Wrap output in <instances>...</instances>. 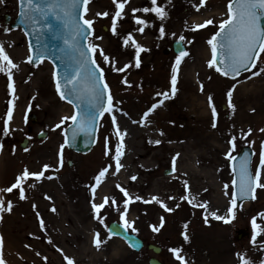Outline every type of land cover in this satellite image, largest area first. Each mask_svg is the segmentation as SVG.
I'll return each mask as SVG.
<instances>
[{"label":"rangeland","instance_id":"obj_1","mask_svg":"<svg viewBox=\"0 0 264 264\" xmlns=\"http://www.w3.org/2000/svg\"><path fill=\"white\" fill-rule=\"evenodd\" d=\"M227 3L228 0H204L202 5L201 0H158V5L166 7L167 17L161 20L154 13H135L151 21L141 33L137 30L139 26L135 24L133 9L151 7L150 0H128L122 18H118L119 35H115L111 31V17L115 13L113 0H91L86 18L94 20V35L89 37V41L99 44L115 61L116 68H122L130 61L132 63L124 72H117L111 65L103 63L99 54L96 56L105 68V79L114 102H120L116 105L117 122L122 132L127 130L121 158L124 167L118 174L112 175L115 172L112 156L119 140L108 113L99 121L96 144L91 151L82 155L65 146L61 166L60 145L64 143L65 128L71 120L65 121L60 128H55V125L62 117L70 116L73 108L58 96L50 63L43 61L32 65L27 61L25 37L20 28L10 26L17 14V1L0 2V36H9L8 40L0 39V43L18 66L12 70L14 94H10L8 88L7 72L0 73V144L3 145L0 150V188L11 187L25 167L30 172H39L44 170L43 165H51L40 180L29 177L23 182L26 199L19 198L18 188L11 193H0L4 197L5 208L8 200L13 202L11 212L0 213V236L3 237L0 251L6 264H9L10 254L15 264H68L65 255L73 264H148L149 257L155 256L150 250L144 247L138 253L133 252L120 238L109 237L106 228L94 218L90 186L95 183L93 177L99 170L109 164L112 168L97 189V203L102 202L105 195L115 196L122 210L123 194L115 187L117 183L133 197L139 195L143 200L150 198L155 183L164 184L160 200L173 211L152 202L134 200L126 216L137 229L133 232L129 228L130 232L146 243L161 247V253L155 257L163 264H180L170 251L173 247H182L181 254L188 264H240L237 253L244 255L250 264H260L264 260V248H260V244L264 243V233L257 237L255 246L251 241V218L256 216L257 223L264 226V217L258 215L264 212V189L258 188L256 199L234 208L232 214L228 213L233 186L232 169L225 153L230 147L228 141L231 136L237 137L233 155L242 146H249L254 153L252 172L255 173L259 166V152L264 142V132L260 131L264 129V74L251 76L250 72H244L235 79H228L208 67L211 46L207 40L218 29L221 20L226 18ZM105 11L110 15H96ZM6 15L8 21H5ZM208 19L214 23L195 29L196 24ZM161 24L166 33L163 38L159 34ZM129 32L145 48L140 55L139 68L135 67V49L131 42L127 47L123 44V38ZM181 35L185 37L182 42L187 55L182 58L178 68L177 91L173 96L171 75L178 54L173 51L172 42L179 40ZM261 57L257 68L252 71L264 67V53H261ZM125 77L129 84L122 83ZM234 84L233 110L228 107L226 93ZM158 92H168L170 98L165 99L142 126L139 121L143 113L152 104L164 99L156 95ZM209 95L213 97L218 112L216 128L212 127ZM9 101H12L11 105ZM10 106L13 110L18 108L19 124L12 128L9 126V134L4 135L3 121ZM124 112L128 115H124ZM30 114L36 117L34 123L29 119ZM194 122L203 140L212 146L210 151L202 152V158L195 156L196 148L188 153L195 158L192 170L202 173L200 183L194 177L188 178L190 173L186 168L189 164L181 149L180 127L176 126L180 123L195 127ZM249 127L253 129L251 134L242 136L241 133L247 132ZM40 131L46 132L42 138L37 137ZM23 138L28 139L25 148L20 146ZM155 140L161 143H150ZM106 150H110L109 155H105ZM177 153L176 170L165 175L164 171L173 167V157ZM133 175L137 177L134 181L130 179ZM49 176L52 178H47ZM185 180L188 181V189H185ZM217 180L222 187V195L215 197L216 194L210 189L200 190L201 182L208 186V182ZM225 184L228 185L227 189ZM193 192L196 193L193 197L197 204L206 201L208 209H224L221 216L229 218V222L209 215L208 223H205L204 209L180 199L186 194L192 197ZM226 192L229 194L226 195ZM53 207L55 212L51 210ZM37 211L44 219L46 229L39 227ZM101 215L105 217L106 224L111 221L122 223L119 213L112 206L106 205ZM161 217L164 218L163 226L159 232H154L150 225L159 227ZM185 223L188 224V241L182 235ZM97 231L104 241L99 248L93 243ZM11 245L13 250L8 248Z\"/></svg>","mask_w":264,"mask_h":264},{"label":"snow or ice","instance_id":"obj_2","mask_svg":"<svg viewBox=\"0 0 264 264\" xmlns=\"http://www.w3.org/2000/svg\"><path fill=\"white\" fill-rule=\"evenodd\" d=\"M3 2V0H0ZM115 4V13L111 17V31L115 35H119L117 31L118 18H122L123 9L128 0H113ZM91 0H19V15L22 18V22L32 25V34L36 36L37 41H39L40 36L47 31L52 34L53 39L62 40L64 47L61 51L65 52L68 60L64 66V73L61 76L57 71H53V79L55 81L56 92L59 94L60 99L67 100V102L72 105L73 112L70 116H64L61 118L60 122L55 125V128H60L61 124L65 121L71 120L72 124L69 126L72 131V138L75 139L77 134L84 133L86 135L93 134L97 130L98 121L106 114L111 115L112 125L115 130V135L118 137L119 143L116 145L115 155L112 159L115 161V172L112 175H116L124 167L121 163V158L124 155V137L127 135V130L123 132L117 122L116 116V105L120 102H114V97L112 95L110 86L105 79V68L102 67L101 63L98 62L96 56L99 54L102 57L103 63L112 66L114 71L124 72L126 69L132 66L131 61L125 64L122 68L115 67V61L105 53L104 49L95 43L89 41V37L94 35V20L87 19L86 15L89 11L88 5ZM151 7H143L133 9L134 21L138 25V31L143 33L145 28L151 24V21L142 18L141 16L135 15L137 12L143 13H154L156 17L161 20L165 19L168 15L166 7L164 5H158V0H150ZM204 0H201V5ZM97 16H109L110 13L105 11L103 13H97ZM53 21H58L59 23H53ZM214 21L208 19L203 23L196 24L195 29L204 28L207 25H212ZM5 31H11V29H5ZM160 38L165 36V27L163 24L159 27ZM175 35V34H173ZM96 39H102V37H96ZM185 37L181 35L179 41H184ZM85 41L88 43L85 45ZM178 41V42H179ZM131 46L135 49V67L139 68L141 66L140 55L141 52L145 51L144 46L139 44L133 34L129 32L123 38V44L125 47ZM191 43V41H189ZM208 45L211 46V59L207 61L209 68H214L215 71L225 77H238L241 72H250L251 76H258L264 74V67H260L258 71H252L257 68L258 60H260L261 53H264V0H228L226 18L221 20L219 23L218 30L214 32L213 35L207 40ZM29 55L27 61L34 63L35 61L43 62L45 57L49 54V49L47 45H43L41 48L34 49L31 44H29ZM187 55L185 51H181L179 55L175 58V63L172 67L171 75V93L174 96L177 91V73L178 68L181 64L182 58ZM18 66L13 62L9 53L5 50V46L0 43V73L7 72L8 76V88L10 94L15 93V88L13 84V73L12 70L16 69ZM251 76L249 78H251ZM122 83L129 84L127 77L122 80ZM236 85L234 84L231 89L226 93L228 107L235 109L233 104V91ZM203 90V86H201ZM157 96H162L164 99L159 100L149 107L144 113L139 121L143 126L149 115L160 105L164 103L165 99L170 98L168 92H158ZM34 99V98H33ZM208 103L211 108L212 115V127H217L218 112L217 108L213 102V97L209 95ZM12 104V101H9ZM123 112V109L120 110ZM124 115L128 113L124 112ZM7 118L3 121V134L8 135L10 132L9 121L13 118V109L10 106L7 111ZM136 123V121H133ZM253 129L249 127L247 132H242L241 135L247 137L251 134ZM264 132V129H260ZM161 130V135H163ZM237 137L235 135L231 136L228 143L230 145L228 151L225 153L226 158L229 161H235L236 156L233 152L236 150ZM68 143L66 139L63 144L60 145V155H61V166L63 163L62 154L65 145ZM150 143L160 144V140L150 141ZM105 147H108V140L105 139ZM3 145L0 144V150H2ZM110 150L105 151V155H109ZM254 153H244L243 158L240 161L239 168L233 167L234 177L232 179V185L234 190L231 192V207L228 208V213L232 214L234 208L237 207V200H242L244 198L256 199L257 189H264V176H262V170H264V142L261 143V148L259 152V166L253 173L250 170V159L249 156ZM179 153L173 157V167L172 170L175 171V162ZM51 167V165H43V171L30 172L27 167L19 174L15 183L11 184V187L0 188V193L8 192L11 193L13 189H19V198L21 200L26 199L25 190L22 186L23 182L29 177H35L36 180H40L45 176V172ZM143 167V166H141ZM112 165L109 164L102 167L98 174L93 177L95 183L90 186V192L92 194L91 207L94 213V218L108 229V235H116L117 231L114 228H110L105 223V217L101 215L102 210L106 205L112 206L119 213L120 221L122 223L117 224V228H124L127 231L129 228L133 232L137 229L133 227L134 222L129 221L126 216L129 211V205L135 201H142L143 197L133 195L119 183L116 184V188L123 194L122 203L123 209L121 210L118 201L115 196L105 195L102 202H96L97 189L107 178L109 170ZM51 179L52 177H47ZM131 180H136L135 175L130 177ZM185 189H188V181H183ZM225 189L228 185H224ZM226 195L229 193L226 192ZM51 199L50 197H48ZM169 199H175V197H169ZM181 200H186L189 204L194 207H200L204 209L205 223H208V216L211 215L217 220H223L224 222H229V218L219 215L217 212H208V202H202L197 204L195 202V197H190V194H186L180 197ZM151 201L161 204L167 211H173V209L168 208L163 201L157 196H152ZM144 203H149L150 201L143 200ZM35 208L36 205H33ZM13 208V202L11 200L7 201V206L5 208V200L3 195H0V213L5 211L11 212ZM53 212L56 211L55 207L51 209ZM37 217L39 220V227L41 229H46V223L42 218L41 214L37 211ZM264 217V212L258 214ZM164 218L161 217L160 226L150 225L154 232H159L160 228L163 226ZM185 231L182 233L185 241L189 240V235L187 233L188 224H184ZM252 236L251 241L255 246L257 243V237L264 233V226L257 223V217L253 216L251 218ZM49 243H51V238H49ZM94 245L99 248L102 243H104L101 233L96 232L93 240ZM3 237L0 236V249H2ZM27 246V245H26ZM135 245H133L134 247ZM260 248H264V243L260 244ZM62 251V250H61ZM173 253L175 259L180 262V264H188L185 256L181 253L183 251L182 247H173L170 249ZM39 255V253H37ZM239 257L240 264H250V261L241 253H237ZM45 259H47L45 257ZM65 260L68 264H73V261L65 255ZM0 264H6V261L0 251ZM264 264V260L260 262Z\"/></svg>","mask_w":264,"mask_h":264},{"label":"water","instance_id":"obj_3","mask_svg":"<svg viewBox=\"0 0 264 264\" xmlns=\"http://www.w3.org/2000/svg\"><path fill=\"white\" fill-rule=\"evenodd\" d=\"M19 11H20V8H19V0H18V14H17V17L15 18L14 22L12 23V27L20 26L22 28V30L24 31L26 37H27L28 44H31L34 49L41 48L43 45H47V47L49 49V54L45 57V59L50 61L54 65V70L57 71L62 76L64 73V70H65L64 69L65 63H67V60H68L66 53L61 51V49L64 47L62 40L53 39L52 34L45 31L40 36L39 41H37L36 36L34 34H32V25L22 22V18L19 15ZM53 23L58 24L59 22L53 21ZM84 43H85V45L87 44L86 41ZM173 48H174L175 52H177V53H180L182 50H184V47L182 46L181 41H179V42L175 41L173 43ZM37 62H39V61L37 60L34 63H37ZM230 78H232V77H230ZM65 101H67V100H65ZM31 119L34 121L33 115H31ZM71 124H72V122H71ZM70 125L67 126L66 131H65V140L66 139L68 140V143L66 144L67 148H69L70 150H72L74 152H78V153H84L85 154V153L89 152L90 149L92 148V146L95 144L97 130L95 131V133L89 134V135H86L84 133H79V134H77L75 139H73L72 138V131H71V128L69 127ZM44 135H45V133H40L38 136L42 137ZM26 143H27V140L25 139L21 143V146H25ZM246 152L251 153V150L247 147L242 148L241 153L236 155L237 159L235 161H232L233 167L239 168L240 161L243 158L244 153H246ZM249 159H251V155L249 156ZM170 172H172V169H168L164 173L166 174V173H170ZM246 199H251V198H244L242 200L238 199L237 205H239L243 200H246ZM117 224L118 223H116V222H111L108 225L110 228H114L117 231V234L112 235V236H118V237L122 238L135 251L140 250L143 246L142 240L140 238H138L136 235L129 233L128 230L125 231L124 228H117L116 227ZM133 245H135V246L133 247ZM147 247H148V249H151L154 253L160 252V248L155 246V245L148 244ZM149 264H161V263L156 258L151 257L149 259Z\"/></svg>","mask_w":264,"mask_h":264},{"label":"bare ground","instance_id":"obj_4","mask_svg":"<svg viewBox=\"0 0 264 264\" xmlns=\"http://www.w3.org/2000/svg\"><path fill=\"white\" fill-rule=\"evenodd\" d=\"M9 36L7 34H5V36L3 35L2 37L0 36V39L2 40H8ZM17 42H15L16 44ZM245 86V85H244ZM246 99V98H245ZM18 116H19V110L17 107L14 108L13 110V118L10 120V124L9 126L12 128V127H15V126H18ZM194 125L195 127H190V125H182L180 123H177V127H180L178 134H179V138L181 139V141L183 142L182 146H181V149L184 153L185 156H187V168L186 170L190 173V175L188 176L189 177H194L196 178V180L199 182L203 176H202V173L200 172V170H192V168L194 167V163H195V158L194 157H191L190 155H188L189 151L191 149H198V151L196 152V155L198 158H202L203 156V151H210V149H212V146L211 144L207 143L205 140H203V137H201V131L200 129L196 126V123L194 122ZM210 137V136H208ZM189 139V140H188ZM210 139H212V137H210ZM262 176H264V170H262ZM197 182V183H198ZM200 183V182H199ZM204 183V182H203ZM201 182L199 188L201 191H206V190H209L210 192H213L216 194L215 197L220 196L222 195V187L220 186L219 184V180L217 181H212V182H208V186L207 184H203ZM212 185V186H210ZM164 184L158 182V183H155L153 185V188H152V193L150 195V198L147 199V201H150L149 203H153V204H157V205H160L159 207H162L161 204L159 203H156L155 201H151V197L152 196H157L159 197V199H161V197L163 196V189H164ZM193 196H196V193L193 192L192 194V197ZM217 201V200H216ZM219 203V202H218ZM247 203V202H246ZM217 204V203H216ZM217 212L219 215H222L223 212H224V209H221L219 207H216L215 209H208V212L211 213V212ZM180 220V219H179ZM3 221V220H2ZM13 245V244H12ZM12 245L11 246H8L9 250H13L12 248ZM10 253H12V251H10ZM9 258H10V261H9V264H15V260L13 259V257L11 256V254L9 255Z\"/></svg>","mask_w":264,"mask_h":264}]
</instances>
